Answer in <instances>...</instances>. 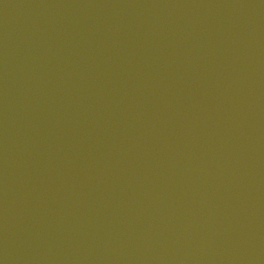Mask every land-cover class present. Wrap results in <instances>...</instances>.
Wrapping results in <instances>:
<instances>
[{
  "label": "water",
  "instance_id": "water-1",
  "mask_svg": "<svg viewBox=\"0 0 264 264\" xmlns=\"http://www.w3.org/2000/svg\"><path fill=\"white\" fill-rule=\"evenodd\" d=\"M0 264H264V0H0Z\"/></svg>",
  "mask_w": 264,
  "mask_h": 264
}]
</instances>
